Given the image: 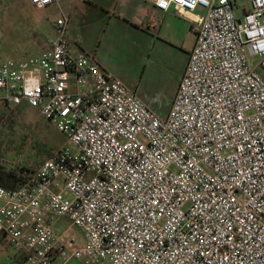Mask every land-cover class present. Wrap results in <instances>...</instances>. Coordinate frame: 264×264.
I'll return each instance as SVG.
<instances>
[{"label": "built area", "instance_id": "1", "mask_svg": "<svg viewBox=\"0 0 264 264\" xmlns=\"http://www.w3.org/2000/svg\"><path fill=\"white\" fill-rule=\"evenodd\" d=\"M139 1L205 11L165 119L72 52L64 14L40 55L0 63V105L38 110L67 140L23 185L0 187V235L23 264H264V77L249 62L264 68V0L242 19L233 0Z\"/></svg>", "mask_w": 264, "mask_h": 264}, {"label": "rangeland", "instance_id": "2", "mask_svg": "<svg viewBox=\"0 0 264 264\" xmlns=\"http://www.w3.org/2000/svg\"><path fill=\"white\" fill-rule=\"evenodd\" d=\"M28 2V0H0V63L5 59L18 60L22 57L36 56L39 48L37 50L34 48L37 41L30 36V31L36 29L38 35L42 34V39L45 40L53 37L55 30L52 26L62 14L73 20L70 27L73 25L72 27L75 28L73 38L76 44L74 45L77 43L82 47L92 45L90 35L79 27L76 16L65 12L59 14L56 6L38 9ZM233 2L235 15L242 19L244 12L250 9L251 0H233ZM68 5L83 6L82 9L86 7L83 0H63L62 7L67 8ZM198 13L205 14V11L198 9ZM193 41V36L188 34V31H184L180 43L176 46L154 43L151 52V59L154 61L150 60L149 64L159 68V77L163 79L161 82L159 78L153 79L150 75L141 76L144 59L137 55L136 51L138 47L142 49L144 45L134 41L133 38L130 40L127 37L120 45L117 63L121 71L128 74L129 79L141 80L144 89L150 86L156 87L160 97H171L182 78ZM76 50L77 47L73 48L72 52L76 53ZM249 62L251 67L258 68L259 74L264 77V68L259 67L260 59L249 56ZM66 144L65 136L46 121L38 110L27 105L19 108L0 105V154L6 168L36 170ZM56 225L60 232L70 229L69 237L79 244L83 242L81 231L73 227L68 218H57ZM15 253L17 251L12 246L3 242L0 245V262H12L10 257Z\"/></svg>", "mask_w": 264, "mask_h": 264}, {"label": "crops", "instance_id": "3", "mask_svg": "<svg viewBox=\"0 0 264 264\" xmlns=\"http://www.w3.org/2000/svg\"><path fill=\"white\" fill-rule=\"evenodd\" d=\"M29 1V0H28ZM86 7L82 9L81 6L68 5L67 8L62 7L61 0L59 5H55L59 14L67 13L77 17L80 28H83L90 35L92 39V45L83 47L77 43L73 38L74 29L70 27L72 19L69 23V39L72 44V49L77 47V52H83L93 58L101 68L112 73L117 78L121 79L129 88L137 90V95L141 98L151 110L158 114L161 118L168 117L172 104L177 94V89L180 82L171 97H160L156 92V87L143 88L142 81H133L129 79L128 74L121 71L118 62L120 45L128 37L130 40L139 44H143L144 47L137 48V55H140L144 59L142 62L143 67L140 71L141 76H151V78H159V81L163 80L160 76L159 68L152 67L149 64L151 59V52L154 48L155 42H160L167 46H176L180 43L183 32H187L193 36V46L189 51L186 59L185 68L181 77L185 72L189 56L196 43V35L192 31L193 21L196 19V15H204L198 13L180 14L175 8H171L168 12H163L154 7L150 2H143L139 0H83ZM30 3V1L28 2ZM200 9V8H199ZM54 29V24H53ZM30 36L37 41V45L34 48L37 51L36 56L40 55L43 50V45L46 41L54 39V36L48 39H42V34L38 35L36 29L30 31ZM145 48V50H144ZM141 51L144 53L142 54ZM132 55V53H130ZM31 57V56H29ZM28 57H22L25 59ZM7 60V59H5ZM4 61V60H3ZM127 72V71H126ZM128 73V72H127ZM182 79V78H181ZM181 81V80H180ZM158 89V88H157ZM160 90V89H159ZM22 104L19 107H22ZM2 106V105H1ZM28 106V105H27ZM6 107V106H4ZM16 107V108H19ZM69 230H65L69 234ZM9 244L10 242L4 236L0 235V245ZM82 243V242H81ZM11 246V245H10ZM12 262H0V264H23V256L19 252L13 254L10 257ZM59 263V262H58ZM70 264H81L80 262H71Z\"/></svg>", "mask_w": 264, "mask_h": 264}, {"label": "trees", "instance_id": "4", "mask_svg": "<svg viewBox=\"0 0 264 264\" xmlns=\"http://www.w3.org/2000/svg\"><path fill=\"white\" fill-rule=\"evenodd\" d=\"M2 162L3 160L0 154V187L5 189H17L23 185L35 172V170L29 168L8 169L3 165Z\"/></svg>", "mask_w": 264, "mask_h": 264}]
</instances>
